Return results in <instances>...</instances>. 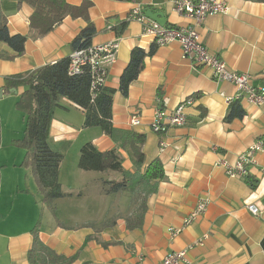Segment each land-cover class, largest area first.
<instances>
[{
	"label": "crops",
	"instance_id": "1",
	"mask_svg": "<svg viewBox=\"0 0 264 264\" xmlns=\"http://www.w3.org/2000/svg\"><path fill=\"white\" fill-rule=\"evenodd\" d=\"M66 1L72 5L83 2ZM92 1L90 18L97 30L92 45L119 42L116 62L106 67L105 87L116 90L113 124L146 135L147 162L160 159L166 179L148 199L142 228L128 230L126 221L133 218L130 194L107 195L104 191V182L118 180L120 175L86 172L78 167L85 143L92 142L103 152L116 145L100 128L84 129L83 110L62 99L52 121L49 143L54 151L65 155L59 180L67 196L56 201L55 215L42 204L31 170L20 166L25 150L10 145L22 138V129L12 130L9 137L3 133L0 264H30L27 254L33 245L32 231L39 222L41 242L59 255L76 257L72 264H158L168 254L184 250L197 264H264V152L256 155L246 179L230 178L219 165L221 160L234 164L256 140H264V107L239 100L240 92L234 85L214 82L209 69L194 67L183 59L178 43L158 47L124 97L119 91L120 78L132 50L139 47L148 51L154 44L152 37L144 34L143 25L129 19L136 5H141L145 13H163L168 25L188 24L189 20L175 13L169 0ZM221 1L230 11L207 19L200 30L202 43L229 69L252 75L254 85L264 88V4ZM32 13V7L19 6L18 0H0V15L7 18L10 34L28 38L23 56L11 61L0 57V109L7 98L11 100V95L4 92L6 77L70 57L73 40L86 27L84 20L68 17L46 36L35 38L29 22ZM123 23L127 26L120 34ZM12 54L0 42V56ZM24 90H17V95ZM186 99H192L186 109L188 123L164 136L168 146L162 150V137L151 130L155 110L164 100L171 111ZM234 101H241L246 114L227 122ZM132 117H138L141 125L132 127ZM7 144L10 148L5 152ZM120 154L124 169L132 171L127 153L121 150ZM202 198L209 200L207 212L173 237L170 230L182 228ZM249 204L256 205L261 214L253 215L247 209ZM108 221L112 222L106 228L103 224Z\"/></svg>",
	"mask_w": 264,
	"mask_h": 264
},
{
	"label": "trees",
	"instance_id": "2",
	"mask_svg": "<svg viewBox=\"0 0 264 264\" xmlns=\"http://www.w3.org/2000/svg\"><path fill=\"white\" fill-rule=\"evenodd\" d=\"M117 1L132 2L134 0ZM247 1L264 4V0ZM24 4L33 8L29 22L35 38L46 36L70 17L86 22V27L71 44L73 51L92 46V40L97 34L96 27L90 18V9L94 6L92 0H83L80 5L69 4L66 0H18L19 6ZM126 26V23L121 25L120 34L125 31ZM27 40V36L10 34L7 18L0 15V42L6 44L13 52L12 55L0 56L1 58L11 61L23 56ZM157 49L158 47L153 44L148 51L139 47L132 50L129 63L120 78L119 91L124 97L129 95L131 85L145 69L146 59L153 56ZM69 67L70 57L32 72L5 78V94L11 93L12 89H25L17 103V108L26 117L25 128L22 138L13 141L15 146L26 152L20 166L31 170L38 192L42 196V204L55 215L56 201L67 196L59 180L65 155L54 151L49 139L55 112L61 106V100L67 99L83 110L84 129L100 128L116 145L115 149L103 152L92 142L85 143L80 150L79 169L86 172L120 174L121 180L104 182V191L107 195L120 192L140 195L142 203L139 221L128 223L127 228L128 230L141 229L144 216L148 211V199L158 192L160 183L166 179L163 163L158 158L147 162L144 152L145 134L114 126L112 107L116 90L103 86L94 97L91 91L90 71L85 70L80 75L71 76ZM245 114L241 101H234L229 106L225 120L232 122L244 118ZM1 131L0 120V145ZM121 150L127 153L133 165L132 171L124 169ZM39 226L40 222L32 231L33 245L27 254L30 264H72L76 257L67 258L59 255L41 242Z\"/></svg>",
	"mask_w": 264,
	"mask_h": 264
},
{
	"label": "built area",
	"instance_id": "3",
	"mask_svg": "<svg viewBox=\"0 0 264 264\" xmlns=\"http://www.w3.org/2000/svg\"><path fill=\"white\" fill-rule=\"evenodd\" d=\"M172 9L178 15L189 20L188 24L161 25L146 16L141 5H136L129 15V19L136 20L143 25L144 34L152 37L157 47L178 43L182 49L183 59L188 60L194 67L207 68L211 71L212 79L216 83H230L240 92L239 100H247L252 105L264 107V88L254 85V78L248 73H237L229 69L221 58L212 55L201 40L200 30L210 17L219 14H228L230 7L221 0H169ZM119 51V42L113 41L102 45H92L85 49L73 51L70 56L69 74L76 76L89 70L92 76L91 91L96 96L97 91L105 86L108 72L106 67L116 62ZM229 100V99H228ZM192 104V99H186L173 110L167 109V101L159 103L151 123L154 134L161 136L160 146L164 150L168 144L164 140L166 134L177 127H184L188 123L186 109ZM141 120L131 118V126L138 127ZM264 152V140H256L245 152L238 155L234 164L224 160L219 165L225 169L232 179H246L249 177L248 168L256 163V155ZM209 207L208 199H200L192 213L184 221L180 229H171L173 237L182 233L185 227L191 225L200 216L204 215ZM247 209L255 216L261 214L254 205H247ZM206 237L198 241L203 243ZM144 259L140 255V260ZM158 264H197L188 257L186 250L168 254Z\"/></svg>",
	"mask_w": 264,
	"mask_h": 264
},
{
	"label": "rangeland",
	"instance_id": "4",
	"mask_svg": "<svg viewBox=\"0 0 264 264\" xmlns=\"http://www.w3.org/2000/svg\"><path fill=\"white\" fill-rule=\"evenodd\" d=\"M8 95H11V96H8V97H11V100H9L7 98L6 102L4 104H2L3 105V109H0L2 140H3V133H4V137H9L12 134V130L13 131L14 130L15 131H19V130L22 129V133H23L24 128H25L24 126H25L26 117H25V120L23 122V120H22V114L23 113L21 112L20 109L17 108V103H18V101L20 99V95H17V93H12V94H8ZM16 97H18L17 102H15ZM3 101H5V100H3ZM16 140H18V139H16ZM7 145H6V148L3 149L5 152H8L7 148H10L9 145L8 146ZM10 145L13 148L21 149V148L15 146L13 144V141L11 142ZM1 148H2V142H1V145H0V150H1ZM96 173H98V172H96ZM105 173H108V172H104L103 175ZM119 177H120L119 179L121 180V176H119ZM111 178H113V177H110V179ZM106 179H109V178L107 177ZM139 196L140 195L138 193L132 194V195H128V197L130 199V208L133 211V214H132L133 218H130L129 220L126 221V226L128 225V223H135V222L139 221L140 209H141L140 205L142 203L141 202L142 199L139 198ZM135 205H138V206L135 208ZM18 220H20V217L16 218L15 222L17 223ZM24 222H26V221H24ZM111 222L112 221H108L105 224H103L104 227H106V228L109 227L111 225Z\"/></svg>",
	"mask_w": 264,
	"mask_h": 264
},
{
	"label": "water",
	"instance_id": "5",
	"mask_svg": "<svg viewBox=\"0 0 264 264\" xmlns=\"http://www.w3.org/2000/svg\"><path fill=\"white\" fill-rule=\"evenodd\" d=\"M146 16L148 18H150L151 20H154L156 22H158L161 25H166V18L165 15L163 13H153L151 10H148L146 12ZM11 92L13 93H17L16 89H12ZM0 97H2V90H0Z\"/></svg>",
	"mask_w": 264,
	"mask_h": 264
}]
</instances>
